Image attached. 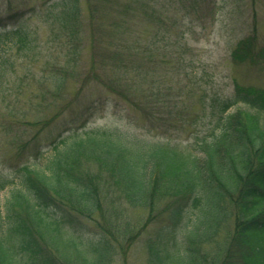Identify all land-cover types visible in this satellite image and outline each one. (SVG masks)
<instances>
[{
  "label": "trees",
  "instance_id": "1",
  "mask_svg": "<svg viewBox=\"0 0 264 264\" xmlns=\"http://www.w3.org/2000/svg\"><path fill=\"white\" fill-rule=\"evenodd\" d=\"M116 1L86 0L93 57L87 72L134 104L120 83L115 86V79L105 81L94 67L99 56L124 71L136 68L140 73L134 53L144 52L146 62L154 51L151 39L137 41L132 25L139 6L149 15V0H120L122 8ZM61 4L56 16L60 27L76 25L82 13L79 0H62ZM17 14L0 16V76L12 63L8 58L13 48L17 55L34 56L31 31L7 25ZM105 18L109 19L106 25ZM99 21L110 36L100 42L105 51L96 55ZM66 41L76 63L82 49L78 30L72 29ZM254 44L252 34L240 38L231 56L237 61L264 56V45L254 53ZM52 79L60 93L66 78ZM146 91L144 97L150 102L153 92ZM209 107L210 125L186 149L114 130L91 129L53 142L51 153L36 166L21 165L18 183L0 174V192L10 185L3 201L4 214L0 202V264H109L115 241L125 252L139 230L125 234L127 242H118L116 235L126 232L114 219L117 214L111 208L115 202L98 191L88 169L92 161L110 171L109 180L120 191L121 200L147 208L148 221L167 210V222L147 240L148 264H264V86L235 83L231 96H213ZM163 197L170 201L154 212ZM188 208L193 209V220L182 224ZM77 215L96 223L101 230L97 237L84 239L65 223L64 219L71 222ZM228 218L233 220V230L222 242L218 235Z\"/></svg>",
  "mask_w": 264,
  "mask_h": 264
},
{
  "label": "rangeland",
  "instance_id": "2",
  "mask_svg": "<svg viewBox=\"0 0 264 264\" xmlns=\"http://www.w3.org/2000/svg\"><path fill=\"white\" fill-rule=\"evenodd\" d=\"M61 1L0 0V16L11 12L20 15L8 20L7 25H21L35 38L31 52L34 56L17 55L13 48L8 58L12 63L6 65L0 76V174L15 183L18 168L23 164H39L51 153L53 142L61 137L69 140L91 129L114 130L186 149L210 125L208 110L213 96H231L235 83L264 86V56L254 55L241 61L231 56L232 48L246 35L254 36V53L264 45V0H149V15L139 6L132 19L135 37L137 41L151 39L154 48L146 62L144 52L139 53L138 49L134 53L140 73L136 68L124 71V67L113 66L99 56L94 60L101 78L115 79L116 83H112L115 86L120 83L125 93L135 99L134 104L87 72L93 57L86 0H79L81 20L65 28L60 27L56 18ZM122 3L116 1L120 8ZM107 20L104 19L105 25ZM99 23L94 28L99 39L96 55L105 51L100 42H106L110 36L109 29L102 21ZM72 29L78 30L82 47L76 63L71 59V44L66 41ZM58 75L66 78L60 93L52 81ZM147 88L153 92L150 102L144 97ZM88 169L95 176L100 195L115 202L116 207L111 208L117 214H113L114 219L120 223V230L126 232L116 235L118 242H127L125 234L139 230L138 235L131 237L125 252L114 242L115 254L109 264H148L147 240L167 222V210L148 221L147 208L119 198L120 191L109 180L110 171L106 167L92 161ZM9 189L10 185L0 192L2 214ZM167 201L170 200L164 197L158 200L154 212L166 206ZM51 211L60 215L57 209ZM77 216L71 222L64 221L84 239L97 237L101 230L96 223L83 215ZM193 217V209L188 208L182 224ZM232 230L233 220L228 218L218 240L223 242Z\"/></svg>",
  "mask_w": 264,
  "mask_h": 264
}]
</instances>
